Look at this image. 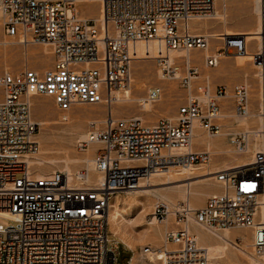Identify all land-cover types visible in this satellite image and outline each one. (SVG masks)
Segmentation results:
<instances>
[{"label": "built area", "instance_id": "built-area-1", "mask_svg": "<svg viewBox=\"0 0 264 264\" xmlns=\"http://www.w3.org/2000/svg\"><path fill=\"white\" fill-rule=\"evenodd\" d=\"M215 1L104 0L103 21L97 23L72 13L75 0H0L4 37H19L25 47L48 45L54 59L44 73L0 70V220L8 222L0 225V264H118L119 246L109 230L111 199L176 169L212 166L213 153L195 142V127L198 124L209 137L220 135L221 100L230 95L226 87L214 89L207 79L199 82V69L189 61L182 63L186 70L180 79L187 100L175 121L147 125L107 116L102 128L89 124L87 139L78 149L85 153L95 145L92 156L101 182L88 180L87 169L73 178L63 172L38 178L26 156L38 149L34 97L52 98L61 112L109 103L113 92L130 86L133 65L141 60L139 44H157L154 60L167 78L180 68L175 61L170 64V52L212 50L205 57L210 68L222 58L254 52L264 93V35L258 49L248 47L245 36L215 37L219 43L212 48L211 36L192 32V21L209 18ZM260 4L264 14V0ZM162 93L154 89L150 98ZM232 94L234 116L249 117L248 86L238 84ZM260 115L264 117L263 109ZM252 134L237 133L230 142L236 154L251 156L248 166L207 172L221 192L201 208L187 200L172 209L163 202L155 204L154 219L166 223L170 216L175 218L176 228L166 231L158 250L162 264H209L208 252L190 231L192 224L214 233L250 229L253 250L264 256V128ZM255 145L259 150L250 153ZM142 252L154 251L145 247Z\"/></svg>", "mask_w": 264, "mask_h": 264}, {"label": "rangeland", "instance_id": "rangeland-1", "mask_svg": "<svg viewBox=\"0 0 264 264\" xmlns=\"http://www.w3.org/2000/svg\"><path fill=\"white\" fill-rule=\"evenodd\" d=\"M91 1L92 4L89 3L91 6H89V4H80L75 2L73 13L79 20L100 19L102 13L101 3L95 0ZM218 1L220 6L218 12L220 16L211 17L209 20H198L200 23L193 27L191 26L192 32L194 34L211 36L213 38L210 42L212 48L218 45L219 42L216 41L217 38L221 40L222 37L245 36L249 45L248 47L253 49V46H256L258 49L261 41L256 38L255 35L252 36L253 32H256L259 24V15L254 9V4L252 3L253 1ZM4 42L5 45L3 44ZM19 42L20 41L17 38L11 39L4 37L2 28L0 27V70H8L12 74L17 75L25 71L27 68L35 70L39 73H44L52 67L54 59L51 47L48 45H29L25 47L20 45ZM143 45H145L148 50L144 55H139V59L141 60L133 65L130 84L131 99L128 101H119L114 97L112 101L113 103L110 106L112 112L111 116L114 120L135 117L141 119V121L147 125L154 124L157 121L164 119L175 121L178 110L186 104L187 100V92L180 84V79L184 77L186 70L185 66L182 64L185 60L174 56L177 58L175 62L179 64L180 68L172 79L166 81L161 74V67H159L157 61L154 60L158 58L157 44L151 43L149 45ZM211 52L212 50L208 52L196 50L191 53V58L193 60L192 64L199 69L200 78L198 81L202 83L205 79H208L214 89L220 86L226 87L230 96L225 100H221L223 111L222 115L225 118L221 119L220 122V124H222V131L220 135L216 137H209L205 132L198 133L200 137L211 141V143L214 142L212 143V147L210 149L213 153L212 166L209 169L206 167H196L190 169L192 172H198L199 174H206L205 172H208L209 170L211 172H216L220 169L221 171L227 167H234L242 164L243 162L245 163L251 161L250 155L236 154L229 144V139L232 136L240 132H246L241 122L236 121L237 119H235L233 112L234 101L232 90L236 85L240 83H247L251 87V90L249 91V104L251 107L250 111L252 117L247 121V123L251 128L250 130H257L260 127V121L258 118L260 117L259 115L262 104V84L259 69L252 63L251 55L254 52H248V56L244 57L232 56L222 58L216 68H210L205 66L204 60L207 55L211 54ZM154 87H159L163 90L162 98L160 101L152 103V109L150 111H145L140 101L146 100L148 92ZM108 114L109 103H102L98 105H78L73 107L72 110L68 112H61L55 106L52 98L34 97L32 99V117L37 124H44L43 126L38 124V131L34 137V140L38 145V153L44 154L45 157L50 156V158H57L56 161L58 164L49 167L41 166L40 168L37 166H31L32 172L34 174L41 172H49V174H51L53 173V169L54 172H63L67 174V170L63 167L64 159L72 158L78 161H84L87 157H92L91 159H93V156H89L88 153L90 152V149L85 153L79 151L78 143L85 141L84 139H81L80 136L81 134H88L89 124L91 122H95L98 128H102L103 121ZM62 116H66L68 119L66 121L62 120ZM73 126L75 129L71 128ZM203 148L204 150H207L205 149L206 147ZM253 148L254 146L252 149ZM91 153L92 152H90V154ZM82 169H87L86 163L83 164V162H81L76 166H71L73 174H76ZM185 171L187 170H184L183 172ZM176 177L177 176H174L172 180H179ZM154 180L160 179L156 178ZM161 180H167L166 176L162 177ZM211 183L212 185L210 187H205L203 189L199 188L198 190L208 191L214 189L215 187L213 184L215 183H213V181ZM216 184L220 187V184L217 181ZM143 190L151 189L146 188ZM202 197L203 195H198L196 197L197 199L194 201L195 208L196 205L201 202ZM116 198L121 200H130L133 204L127 207H122V214L131 222L129 224H125L124 221H120L121 218L119 219V222H122L121 224L124 230L121 235H116L114 232L115 228H112L109 223V230L113 241L118 244L119 252H122L125 249L131 253V260L134 256H136L137 258L140 257L139 259L143 263L149 258L148 255H143V249L145 247H151L154 251L153 253H159L158 250L164 246L166 231L174 230L176 228L175 218L174 216H170L166 223L157 221L154 225L149 226L147 222L151 217L148 215L153 213L154 206L157 202H163L161 198L154 196H149V198L148 196L140 197V195L128 193L113 197L111 202H114ZM136 198L144 201L145 204H147L146 207L142 209L138 208L135 202ZM180 202L183 201L179 200L175 205L177 206ZM0 225L7 226L8 222L0 220ZM199 231L209 237L210 246L216 247L220 244L212 233L201 229H199ZM244 235L245 233L243 235L237 233L230 234V240H232L239 247H245L247 244H252V237L249 235L251 240L249 239L250 241L247 242ZM123 242L130 244L131 249L127 248ZM248 248V251L252 252L255 258L260 259V256L253 250V247L250 246ZM230 250L235 253L236 260L239 264L251 263L248 258L242 256V254L236 250L232 248H230ZM260 260L262 261V259ZM126 261L127 256H120L118 264H126ZM156 264H161V262L158 261ZM214 264L228 263L224 260H220Z\"/></svg>", "mask_w": 264, "mask_h": 264}, {"label": "bare ground", "instance_id": "bare-ground-1", "mask_svg": "<svg viewBox=\"0 0 264 264\" xmlns=\"http://www.w3.org/2000/svg\"><path fill=\"white\" fill-rule=\"evenodd\" d=\"M46 1H48V0H46ZM51 1H53V0H51ZM95 1L100 2L101 6H102V13H101L100 19L99 20H83V21H94V22H97V23L103 21V2H104V0H95ZM251 1H253L252 3L254 4V9H255L256 13L259 15L258 28H257L256 32H253L252 36L255 35V37L258 38L262 42V37L264 35V14L262 12L260 0H251ZM75 2L76 3H80V4H89L92 1L91 0H75ZM89 6H91V5L89 4ZM219 7H220L219 6V1L216 0L215 1V5H214V12L211 14V16L209 18H207V19H195V20L192 21L191 26L193 27L196 24L200 23V22H198V20L199 21H203V20H209L211 17H219L220 16V14L218 12ZM17 39H19V41H20L19 37H17ZM261 42L259 43V47L258 48H260ZM3 44L5 45V42ZM6 46H7V42H6ZM147 50L148 49L146 48L145 45H143V44H139L138 45L139 55H144L147 52ZM208 51H210V50H208ZM172 55H173V58H172ZM167 56L170 59V64L177 59L175 57H180L181 59H184L186 62H188V61L191 62V64H192V61H193L192 58H191V54L186 53V52H170V53L167 54ZM252 63L254 65H256L253 62V60H252ZM256 67L259 69V72H260L261 84H262L261 92H262L263 91L262 70L257 65H256ZM161 74H162L164 80H166V81L169 80V79H172V78L165 77V75L163 74L162 68H161ZM240 84L247 85L248 88H249V91L251 90V87L247 83H240ZM154 89L162 90L159 87H154L153 89H151L148 92V95L146 97L147 101L146 100H141L140 101L142 103V107L145 109V111H150L152 109V103H156V102L160 101V99L162 98V95L160 97L150 98V93ZM187 95H188V93H187ZM112 97L113 98L114 97L117 98L119 101H121V100H124V101L130 100L131 99L130 98V86L126 87L125 89H117L115 92L112 93ZM113 98L109 102V114H108V116H111V113H112L110 106L113 103L112 102ZM249 103H250V99H249ZM249 106H250V104H249ZM224 108H225V106H224ZM261 109L264 110V93H262ZM259 116H260L258 118L259 121H260V127L259 128H261V129L258 128L257 130H253V129L250 130L251 128L249 127V125L247 123V121L252 117L251 113H250L249 117H246V118L235 117V119H237L236 120L237 122H239V121L241 122V124L244 127V129L246 130V132L254 133L252 135L257 136L256 133L261 131L264 128V117H262L261 115H259ZM61 119L66 121L68 118L66 116H62ZM125 119H138V120H141V119L135 118V117L125 118ZM119 120H122V119H119ZM38 124L40 126L44 125L43 123H38ZM241 124H239V125H241ZM71 128H74V126L71 127ZM71 131H73V130H71ZM199 132H203V131H201L199 129V125L196 124L195 131H194V133L196 135L195 142L199 144V147H201V148L206 147L205 149L210 150L211 147H212V143H214V142L211 143V141L200 137L198 135ZM80 137H81V139L86 140L87 139V134H81ZM233 137L234 136H232L229 139V144H230L231 140L233 139ZM254 138H256V137H254ZM94 149H95V145H90V152L93 153ZM256 150H259L257 145H255L254 148L251 149L250 152L253 153ZM90 152H88L89 156L93 155L92 153L90 154ZM63 154H61V155H63ZM26 158H27V161L29 162V164L32 167H35V166H37L39 168L41 166H48L49 167V166H54V165L58 164V162L56 161L57 158L56 159L50 158V156H46L45 157L44 154L38 153V149L34 153H28ZM91 158L87 157V159H85L84 161H78V160H75V159H72V158H66V159L63 158L64 159V161H63L64 166L63 167H65V169L67 170L68 176L70 178H73L74 176H76L77 173L76 174L72 173L71 166H76V165H78L81 162H83V164L86 163L87 164V169L89 171V179L88 180L95 181V182H101L102 181V176L100 174L96 173L95 168H94V161ZM249 163L250 162H245V163L243 162L242 164H239L237 166L227 167L225 169H234L235 167H238V166H248ZM50 168H52V167H50ZM214 170H216V169H214ZM178 171L179 170L176 169V170L171 171L167 175L154 177L151 180H143V182L142 181L140 182V186L138 187V189L133 191V192H131L130 194L140 195V197L148 196V198H149V196H154V197L161 198L163 200V202L165 204H167L170 209H172L173 207L176 206L175 204L179 200L180 201H186L187 200V201H189L191 203L192 207H195L194 201L197 199L196 197L198 195H203L204 196L206 194V191H202V190H198V189L199 188L203 189L205 187H210L212 185V183H211L212 181H213V183H215V184H213L214 187H215L214 189L220 188L216 184V180H215V177H214L213 174H211L210 176H207L206 175L207 172H205L206 174H202V173L199 174L198 172L194 173L191 170H187L185 172H183V171L182 172H178ZM217 171H220V169L217 170ZM52 172L54 173L53 169H52ZM211 173H215V171L211 172ZM48 175H50L49 172L48 173H42L41 172V173L35 174V176L38 177V178H44V177H47ZM164 176H166V178H167V180H165V181L161 180V178L164 177ZM174 176H177L176 178L179 179V180H172ZM156 178H159L160 180H154ZM146 188H150L151 190H143V189H146ZM217 194H218V192H213L211 195L214 196V195H217ZM131 198H133V197H131ZM135 202H136V205L138 206V208H141V209L145 208L146 205H147V204H145L144 201L139 200L138 198L135 199ZM132 204H133L132 201H130V200L128 201L126 199H122L121 200V199L116 198L114 202L110 201L111 209H110V215H109V223L112 226V228L113 227L115 228L114 232H115L116 235H118V234L121 235L124 232L123 226L121 224L123 221H124L125 224H129L131 222L130 220L126 219L124 217V215L122 214V207H127V206H130ZM148 216L151 217V218L148 219V222H147L148 225L149 226L154 225L157 222V220L152 217V214H149ZM120 218H121L120 221H122V222H119ZM198 228L201 229V230H204V229L192 224V226L190 227V231L192 233L193 232L195 233L199 245L208 252L209 261H210L209 264H214L215 262L220 261V260H224L228 264H239L237 262V260H236L235 253L233 251H231L230 248L236 250L237 252L242 254V256L248 258L251 261L250 264H264V256H260V259H262V261H261L260 259L255 258L253 256L252 252L248 251V249H249L248 247H250V246L252 247L253 244H247V246H245V247H239L232 240H230V230L229 229L228 230L219 231V232H216V233L208 231V232L212 233L214 235V237L220 242V244L218 246L214 247V246H210L209 245V237L207 235H205L204 233L200 232ZM149 231H151V230H149ZM150 233H152V232H150ZM244 237H245V240L247 242L252 239V238L250 239L249 235L246 234V233H245ZM123 243H125V242H123ZM125 245L127 246V248L131 249V245L130 244L125 243ZM148 256H149V258L147 259L148 262L145 260L143 263L139 259L140 257L137 258L136 256H134L132 258V260H130L131 261L130 264H156L163 257L162 253H160V252L159 253H150V254H148Z\"/></svg>", "mask_w": 264, "mask_h": 264}, {"label": "crops", "instance_id": "crops-1", "mask_svg": "<svg viewBox=\"0 0 264 264\" xmlns=\"http://www.w3.org/2000/svg\"><path fill=\"white\" fill-rule=\"evenodd\" d=\"M213 192L220 193L221 192V188H216V189H212V190L206 191V194L201 198V202L196 205V208H201L206 203V201L212 196L211 194ZM229 230H230V234L237 233V234H242L243 235L244 233H246V234H248L250 236H253V232L250 229L232 228V229H229ZM122 254L127 256L126 264H129L130 261L128 262V258L130 257L131 253L124 249L122 251ZM122 254H121V256H123Z\"/></svg>", "mask_w": 264, "mask_h": 264}, {"label": "trees", "instance_id": "trees-1", "mask_svg": "<svg viewBox=\"0 0 264 264\" xmlns=\"http://www.w3.org/2000/svg\"><path fill=\"white\" fill-rule=\"evenodd\" d=\"M119 253H120V255H119V257H120L122 252H119ZM131 257H132V255H130V257L128 258V262L131 260Z\"/></svg>", "mask_w": 264, "mask_h": 264}]
</instances>
